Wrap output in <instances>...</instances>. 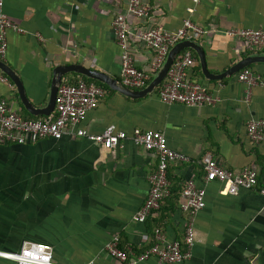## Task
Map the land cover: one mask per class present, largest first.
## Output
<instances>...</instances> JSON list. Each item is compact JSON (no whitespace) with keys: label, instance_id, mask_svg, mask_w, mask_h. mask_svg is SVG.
Wrapping results in <instances>:
<instances>
[{"label":"crops","instance_id":"obj_1","mask_svg":"<svg viewBox=\"0 0 264 264\" xmlns=\"http://www.w3.org/2000/svg\"><path fill=\"white\" fill-rule=\"evenodd\" d=\"M147 5L149 20L129 18L131 52L140 69L149 71L156 53L137 38L138 31L162 25L173 32L187 18L204 33L186 40L203 46L213 74L264 53H249L241 39L230 35L245 28L264 31V0H147ZM127 9L128 0H4V11L19 30L9 31L7 55L0 59L18 74L38 108L48 107L54 71L60 66L82 64L121 81L123 49L112 24ZM197 57L189 77L217 98L215 104L170 105L156 91L133 98L110 87L80 124L92 134L111 124L128 133L135 128L160 131L170 148L191 158L170 164V194L161 210L146 222L135 220L150 194L158 156L130 139L114 149L77 135L28 145L0 143V251L13 252L11 247L35 241L52 245L60 264H167L157 258L122 263L105 247L119 236L121 246L148 249L157 225L169 241L185 247L188 216L181 208V191L194 180L206 188V206L195 217L192 256L182 264H264V195L258 188H242L234 195L227 182H206L201 164L204 154L211 153L228 169H257L264 180V139L254 143L248 133L251 120L264 119V85L249 89L238 73L208 79ZM251 66L264 76V63ZM1 75L9 83L1 85L0 97L22 116L44 119L55 113L56 106L48 116L31 114L16 84L0 69ZM0 264L16 263L0 256Z\"/></svg>","mask_w":264,"mask_h":264},{"label":"built area","instance_id":"obj_2","mask_svg":"<svg viewBox=\"0 0 264 264\" xmlns=\"http://www.w3.org/2000/svg\"><path fill=\"white\" fill-rule=\"evenodd\" d=\"M196 3L199 0H194ZM195 8H189L193 14ZM137 17L145 22L151 18L147 0H128L125 14L118 15L112 24V29L123 49L121 82L133 89H143L151 81L166 62L173 46L191 37H201L203 29L192 19L184 20L182 27L169 31L162 25L150 26L139 30L137 38L152 48L156 55L149 71L136 65L131 52L129 18ZM19 28L12 22L4 11V0H0V57L4 58L8 51V34ZM230 35L242 40L245 47L251 50L264 49V31L261 29L245 28L234 30ZM197 64L191 51L184 52L175 60L168 72V81L159 93L160 100L165 104H182L187 106L213 105L217 98L201 83L189 77V69ZM238 79L247 84L249 89L256 85H264V76L244 69L238 73ZM8 84L6 75L0 76L2 84ZM106 94L104 87L85 80L75 84L63 82L56 98V111L44 119H28L15 110L4 97H0V143L28 145L46 138L56 140L65 135L85 137L95 144L114 149L122 146L126 140H132L137 146L147 151L155 152L158 156V167L150 177L151 191L142 208L135 216L138 222H146L158 212L162 202L170 194L168 170L171 163H187L191 158L186 154L173 150L168 146L167 137L160 131H148L135 128L131 133L119 130L115 124L109 125L102 133L92 134L80 127L89 111L94 110L101 98ZM248 133L254 143L264 139V119L251 120ZM206 182L219 180L229 184V192L238 194L242 188H258L264 195V185L260 184V173L257 169L247 167L234 171L224 167L211 153H206L201 159ZM184 199L181 208L188 214L185 228V248L180 241H169L161 229L155 232V243L137 254L134 248H121V239L115 236L105 247L106 252L122 263L144 262L157 258L161 263L182 264L192 256V246L196 240L195 217L206 206V188L198 186L194 180H189L183 187ZM53 246L48 243L28 241L18 252H2L0 256L14 261L16 264H60L55 261Z\"/></svg>","mask_w":264,"mask_h":264},{"label":"water","instance_id":"obj_3","mask_svg":"<svg viewBox=\"0 0 264 264\" xmlns=\"http://www.w3.org/2000/svg\"><path fill=\"white\" fill-rule=\"evenodd\" d=\"M188 48H191L197 52L205 76L208 79H213V80H220L225 77L235 75L255 63H260V62L264 63V53H256L240 60L222 74H213L210 72L208 68L206 51L203 48V46L198 41L185 39L172 47V49L168 54L166 62L164 63L161 70L157 74H155L153 80L149 83L147 87L140 90L127 87L121 81L110 76L109 74L102 71L94 70L92 68H87L82 64L60 66L56 68L54 71V78L52 80L51 92H50V102L47 108H38L29 100L26 94L25 86L21 78L3 59H0V69L2 70L3 73L7 74L16 84L24 106L30 111L31 114L40 117V116H48L55 110L58 90L62 85L63 78L66 74L77 73L87 78L97 80L103 84H106L112 89L119 91L120 93L125 94L127 96L133 98H143L150 94H153L156 91V89L163 84V81L168 76V72L171 66L173 65V63L175 62V60L185 49Z\"/></svg>","mask_w":264,"mask_h":264},{"label":"trees","instance_id":"obj_4","mask_svg":"<svg viewBox=\"0 0 264 264\" xmlns=\"http://www.w3.org/2000/svg\"><path fill=\"white\" fill-rule=\"evenodd\" d=\"M154 26H156V25H154ZM250 51H249V53H253V52H257V51H260V50H251V49H249ZM193 51V50H192ZM193 54H194V56H195V58H196V60H197V62H198V57H197V54L195 53V51H193ZM182 55V54H181ZM180 55V56H181ZM246 69H248V70H250V71H252V66H250V67H248V68H246ZM243 71V70H242ZM241 72V71H240ZM79 80H85V81H87V82H94V83H96V84H98V85H100V86H102V87H104V89H105V91H106V93H107V91H111V89H110V87L108 86V85H106V84H103V83H101V82H99V81H97V80H93V79H90V78H87V77H85V76H83V75H80V74H77V73H71V74H69V76H67V79H66V82L67 83H69V84H75V83H77ZM166 83V80L163 82V84L161 85V86H159L157 89H156V92L157 93H160V91H161V89L163 88V86H164V84ZM31 117V118H30ZM29 117V119H34V120H37V119H40V118H35V117H33V116H30ZM27 118V117H26ZM260 184L261 185H264V180H262L261 178H260ZM182 191H183V188H182ZM181 191V192H182ZM180 199V198H179ZM165 200V199H164ZM164 202V201H163ZM163 202H162V205H161V208L163 207ZM161 208H160V210H161ZM187 216H188V214H187ZM189 217V216H188ZM188 220V219H187ZM157 228H156V230L157 229H160V227H159V225H157L156 226ZM155 230V231H156ZM162 230V229H161ZM155 243V234H154V242H153V244ZM152 244V245H153ZM182 244V243H181ZM183 245V244H182ZM184 246V245H183ZM22 247V244L20 245V246H17V248L16 247H11L10 249H12V250H14L13 252H18V251H20L21 248ZM121 248H123V249H126L127 250V248L128 247H125V246H121ZM185 248V247H184ZM20 249V250H19ZM134 250L136 251V253L137 254H140V253H142L143 251H145V250H147V249H145V250H143V251H137V249L136 248H134Z\"/></svg>","mask_w":264,"mask_h":264}]
</instances>
